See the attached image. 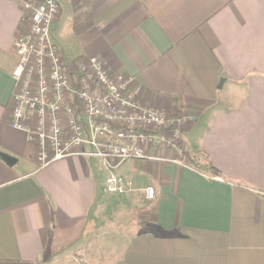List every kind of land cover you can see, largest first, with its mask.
I'll return each mask as SVG.
<instances>
[{"label": "crops", "instance_id": "obj_1", "mask_svg": "<svg viewBox=\"0 0 264 264\" xmlns=\"http://www.w3.org/2000/svg\"><path fill=\"white\" fill-rule=\"evenodd\" d=\"M25 1L44 0H0V153L14 159H0V264H264V0H57L50 36L67 65L96 57L143 105L195 119L183 154L147 147L158 160L117 168L127 196L104 194L98 159L41 166L11 127ZM114 212L127 229L99 219Z\"/></svg>", "mask_w": 264, "mask_h": 264}, {"label": "built area", "instance_id": "obj_2", "mask_svg": "<svg viewBox=\"0 0 264 264\" xmlns=\"http://www.w3.org/2000/svg\"><path fill=\"white\" fill-rule=\"evenodd\" d=\"M22 8L10 125L37 143L41 166L74 156L98 159L108 173L104 194L127 196L132 181L115 174L123 163L158 160L147 147L183 154L181 128L194 117L143 105L129 93L132 79L110 72L96 57L67 65L50 36L57 0L25 1ZM142 191L153 200L152 187Z\"/></svg>", "mask_w": 264, "mask_h": 264}, {"label": "rangeland", "instance_id": "obj_3", "mask_svg": "<svg viewBox=\"0 0 264 264\" xmlns=\"http://www.w3.org/2000/svg\"><path fill=\"white\" fill-rule=\"evenodd\" d=\"M116 175H118L117 172H115ZM99 219H102L104 222H110V225H114L116 226V228L118 229H122V230H125L126 228V220L125 218H122V213H118L116 214L114 212L113 215L109 216L108 214L107 215H102V217L100 218L99 216ZM104 227V226H103ZM127 229V228H126ZM121 230V233H117L118 235H114L112 237V240L115 239L117 241H112V246L111 248H115L116 250V253H115V256L111 259V261H116L118 260L123 248H124V245H125V241H123L122 238H124V235L122 234ZM120 232V231H119ZM110 235V234H109ZM113 235V234H112ZM123 236V237H122ZM106 238H108V234H107V231L106 230H100L98 232V236H97V240H95L94 242H96V245L100 244V243H105L106 242Z\"/></svg>", "mask_w": 264, "mask_h": 264}, {"label": "trees", "instance_id": "obj_4", "mask_svg": "<svg viewBox=\"0 0 264 264\" xmlns=\"http://www.w3.org/2000/svg\"><path fill=\"white\" fill-rule=\"evenodd\" d=\"M199 169L202 170L203 172L209 173L210 175L217 176L219 174L218 170L209 163L202 165L201 168Z\"/></svg>", "mask_w": 264, "mask_h": 264}, {"label": "water", "instance_id": "obj_5", "mask_svg": "<svg viewBox=\"0 0 264 264\" xmlns=\"http://www.w3.org/2000/svg\"><path fill=\"white\" fill-rule=\"evenodd\" d=\"M0 159L4 161L6 164H11L12 162H14V159L1 153H0Z\"/></svg>", "mask_w": 264, "mask_h": 264}]
</instances>
